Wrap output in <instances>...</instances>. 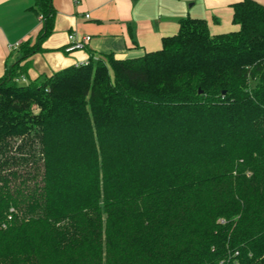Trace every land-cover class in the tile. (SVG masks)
Segmentation results:
<instances>
[{
	"label": "trees",
	"instance_id": "trees-1",
	"mask_svg": "<svg viewBox=\"0 0 264 264\" xmlns=\"http://www.w3.org/2000/svg\"><path fill=\"white\" fill-rule=\"evenodd\" d=\"M230 9L31 80L34 0L0 78V264H264V6Z\"/></svg>",
	"mask_w": 264,
	"mask_h": 264
},
{
	"label": "crops",
	"instance_id": "crops-1",
	"mask_svg": "<svg viewBox=\"0 0 264 264\" xmlns=\"http://www.w3.org/2000/svg\"><path fill=\"white\" fill-rule=\"evenodd\" d=\"M242 0H52L50 34L31 59L28 76L50 75L69 66L96 61L107 54L132 59L159 49L174 35L179 21L205 20L211 34L233 31L230 6ZM264 6V0H254ZM34 0H0V78L14 62L19 47L33 44L43 28ZM89 15V19L84 16ZM89 36L81 51H63L67 35Z\"/></svg>",
	"mask_w": 264,
	"mask_h": 264
},
{
	"label": "built area",
	"instance_id": "built-area-1",
	"mask_svg": "<svg viewBox=\"0 0 264 264\" xmlns=\"http://www.w3.org/2000/svg\"><path fill=\"white\" fill-rule=\"evenodd\" d=\"M73 3H77L79 0H72ZM85 19H89V15L84 16ZM40 22H43V17L39 16L38 19ZM90 42V37L89 36H78L76 33L72 32L67 35V42L66 45L63 49V51L67 54L76 52V51H81L85 47L88 46ZM87 63V62H86ZM86 63H81V64H86ZM80 65V64H78ZM75 65V66H78ZM18 83H26L25 79L21 78Z\"/></svg>",
	"mask_w": 264,
	"mask_h": 264
},
{
	"label": "water",
	"instance_id": "water-1",
	"mask_svg": "<svg viewBox=\"0 0 264 264\" xmlns=\"http://www.w3.org/2000/svg\"><path fill=\"white\" fill-rule=\"evenodd\" d=\"M224 93V92H223Z\"/></svg>",
	"mask_w": 264,
	"mask_h": 264
}]
</instances>
